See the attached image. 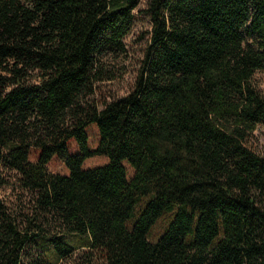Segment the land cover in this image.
Masks as SVG:
<instances>
[{
    "label": "trees",
    "instance_id": "1",
    "mask_svg": "<svg viewBox=\"0 0 264 264\" xmlns=\"http://www.w3.org/2000/svg\"><path fill=\"white\" fill-rule=\"evenodd\" d=\"M141 1L0 0V189L21 193L0 264H264V0H147L133 88L100 105Z\"/></svg>",
    "mask_w": 264,
    "mask_h": 264
},
{
    "label": "rangeland",
    "instance_id": "2",
    "mask_svg": "<svg viewBox=\"0 0 264 264\" xmlns=\"http://www.w3.org/2000/svg\"><path fill=\"white\" fill-rule=\"evenodd\" d=\"M146 4L147 0H142L136 9V21L125 38L126 51L121 54H108L106 56L105 75L103 79L97 81L94 94V98L100 102V105L105 101L112 100L128 93L133 88L136 76L142 64L144 50L149 41L151 22L144 12L139 11V9L146 7ZM255 81L264 92V68L256 72ZM87 131L89 135V145L94 148L100 140V133L96 123L89 124ZM250 144L256 150L264 152V123H258L251 137ZM69 149L70 152H76L78 150V144L74 138L69 142ZM31 158L35 159L36 156L32 155ZM107 161V155L95 154L87 157L83 165L85 167H91L104 164ZM124 164L131 177L135 172L134 167L127 160H124ZM47 166L49 170L53 172H69L64 159L58 155L52 157ZM0 193L9 203H17L21 194L18 189L12 187H3L0 189ZM170 216V213H165L155 222L149 233L150 239L155 240L164 231Z\"/></svg>",
    "mask_w": 264,
    "mask_h": 264
}]
</instances>
